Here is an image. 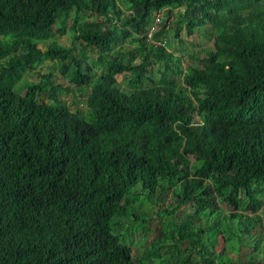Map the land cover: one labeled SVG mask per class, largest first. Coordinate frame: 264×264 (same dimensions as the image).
I'll use <instances>...</instances> for the list:
<instances>
[{"label": "trees", "instance_id": "16d2710c", "mask_svg": "<svg viewBox=\"0 0 264 264\" xmlns=\"http://www.w3.org/2000/svg\"><path fill=\"white\" fill-rule=\"evenodd\" d=\"M201 26L214 48L183 71L166 37ZM47 61L68 86L26 79ZM140 199L166 218L154 254ZM263 207L264 0H0V264H264Z\"/></svg>", "mask_w": 264, "mask_h": 264}, {"label": "rangeland", "instance_id": "374dc122", "mask_svg": "<svg viewBox=\"0 0 264 264\" xmlns=\"http://www.w3.org/2000/svg\"><path fill=\"white\" fill-rule=\"evenodd\" d=\"M121 8L124 10L126 15H132V11L128 10L124 4H121ZM179 11L176 10L172 15L170 19V22H176V17L178 15ZM167 14V13H165ZM165 17V15H164ZM163 17V18H164ZM124 22V21H123ZM154 22H158L157 20ZM160 24V23H159ZM123 25H120L122 27ZM159 26V25H158ZM157 28L156 24L151 28ZM150 38H148V41L152 45L160 46L159 41H155L153 39V34H150ZM60 44L66 46V47H72L73 43L71 38L68 36H64L58 39ZM167 41V46L165 47L169 53H172L175 57V59H179V63L181 64L180 67L183 71H186L188 66H200L199 62L200 60L205 57L208 53V51L212 50L214 48V42H215V36L211 34V29L209 26H201L198 27L192 36H188L186 33L185 29L180 30V38H175L173 34L170 36L166 37ZM139 40L137 39L136 35L130 36V38L126 41L124 45H122L121 51L123 53H126V58H130V54L128 51L134 47H137V43ZM43 49H45V45H41ZM88 51V52H87ZM75 54L77 58H82V55H89V61L92 65L96 61V55L90 52V49H87L85 53L82 51V47L79 46V43L75 45ZM141 63L136 60L134 62L135 66L140 65ZM154 71L156 74L160 75L164 71V64L163 62H160L157 64L156 67H154ZM101 72V66L95 67V72L97 75ZM52 73L54 75V78L56 79L57 82L64 84L65 86L69 85V82L67 79L63 78L61 73H60V67L59 64L57 63H52L50 61H47L42 67H38L37 69L33 70L32 72H29L26 76V79L30 82L33 83H39L41 77L43 74H48ZM149 84H151L148 81ZM129 81L126 80L123 76L118 77V86L124 90L128 91L130 90L129 86ZM73 95H75V91L72 89ZM63 100L66 102L68 106L72 108L74 112L77 110L83 111L85 116H88V110L89 108L87 105L84 103L83 100L77 97L73 96H68V97H63ZM174 202V196L173 193L170 196V199L165 203L163 209H171V205ZM132 210H134L137 215H145L146 213H149L151 217L156 218L157 222L153 225H146L145 226V231H150V236L149 238L145 239V236L141 230H137L136 232V237H135V245H134V254L136 255L138 253V250L142 249V247H145V251L148 252L149 254H154L157 252L159 249L160 245L164 243V240L162 239H157V234L159 235L161 232L162 227L159 226V222H164L166 218H163L162 220L158 219V213L159 210L158 208H153L150 209V211L147 210V206H145L144 202L142 199L136 201L135 203L132 204ZM226 209V207H224ZM227 211V209H226ZM260 216L263 218V224H264V207L261 209L260 212H258ZM126 223L131 224L132 220L124 219L123 220ZM158 230V232H157ZM264 231V228L262 229ZM187 243L183 244V250L187 249ZM242 253H248V249L246 247H243L241 250ZM191 252L187 251L184 253L181 258L188 259L190 257ZM246 264V263H242Z\"/></svg>", "mask_w": 264, "mask_h": 264}, {"label": "built area", "instance_id": "2783aa9c", "mask_svg": "<svg viewBox=\"0 0 264 264\" xmlns=\"http://www.w3.org/2000/svg\"><path fill=\"white\" fill-rule=\"evenodd\" d=\"M163 17H164V13L159 12V13L157 14V16H156V20H157L158 22H155L156 26H157V24H159V23L162 22ZM155 30H156L155 27L151 28V32H150V34H153ZM160 44H161V43H160Z\"/></svg>", "mask_w": 264, "mask_h": 264}, {"label": "clouds", "instance_id": "9594fccd", "mask_svg": "<svg viewBox=\"0 0 264 264\" xmlns=\"http://www.w3.org/2000/svg\"><path fill=\"white\" fill-rule=\"evenodd\" d=\"M156 21V20H155ZM157 26H158V24H157ZM149 32H151V29H150V31ZM155 32V31H154ZM151 36H150V33H149V38H150ZM153 37V36H152Z\"/></svg>", "mask_w": 264, "mask_h": 264}]
</instances>
